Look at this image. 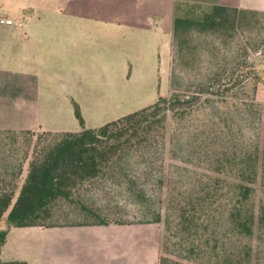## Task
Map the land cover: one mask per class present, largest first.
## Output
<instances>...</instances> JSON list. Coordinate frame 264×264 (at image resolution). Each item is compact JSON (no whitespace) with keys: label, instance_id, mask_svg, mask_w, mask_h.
Instances as JSON below:
<instances>
[{"label":"crops","instance_id":"obj_1","mask_svg":"<svg viewBox=\"0 0 264 264\" xmlns=\"http://www.w3.org/2000/svg\"><path fill=\"white\" fill-rule=\"evenodd\" d=\"M177 1L264 11V0H0L23 21L0 22V129L78 130L75 106L96 126L145 64L165 62L168 80ZM7 227L0 257L15 264H158L150 220Z\"/></svg>","mask_w":264,"mask_h":264},{"label":"rangeland","instance_id":"obj_2","mask_svg":"<svg viewBox=\"0 0 264 264\" xmlns=\"http://www.w3.org/2000/svg\"><path fill=\"white\" fill-rule=\"evenodd\" d=\"M207 9L208 6L203 4H182L178 13L196 20ZM256 18L257 23L250 28V32L257 35L254 41H257L256 50L261 52L258 54L251 46L247 47L245 53L237 48V42L242 43L245 38L251 42L247 39L249 31L239 27L234 30L227 28L221 33L193 22L185 33L176 37H172L171 33L168 80L165 62H155L154 73L149 70L152 66L145 64L139 76L124 82L118 111L103 113L105 120L100 122L143 106L161 94L169 102V107L164 110L162 127L156 124L143 145L131 147L128 152L112 157L96 176L77 185L67 198L59 199L50 216L42 222L150 220L159 227L158 259L165 257L184 264H210L211 260L205 259H201V263L196 253L189 250L184 233L165 237L164 218L169 217L171 221L174 218V208L168 207L165 198L169 192L184 196L198 189L201 183L211 181L213 176H221L211 168L213 157L254 144L260 147L264 107V101L260 100L264 98V69L259 72L261 82L258 85L262 87H259L255 98L261 107L259 114L234 106L237 98L248 96V91L244 90L249 86L251 72L243 74L245 68L242 66L237 70L239 73L234 87L225 90V99L210 95L207 97L208 106H204L201 101L206 97L200 95L190 106L186 102L191 98V92L198 88L207 69L217 64L223 63L227 67L220 76V83L236 62L249 63L255 58L256 68H263L264 15H257ZM172 74L175 77L174 88H171L169 80ZM171 92L177 96L175 99L169 97ZM56 135L42 130L1 129L0 176H5L6 164H10L7 169L13 166L16 169L21 164L22 177L34 147L55 139ZM254 186L255 200L262 198V188L257 182ZM218 208L215 203L211 211L218 214ZM3 222L2 219L0 226ZM211 222L216 227L222 224L223 219L220 217ZM189 234H193L191 229ZM213 234L216 243L223 242L218 239L219 235H224V238L228 236L223 231L220 234L217 228ZM248 239L251 245L250 264H264V234L257 239L253 233ZM232 242V239L225 238L224 248L232 247Z\"/></svg>","mask_w":264,"mask_h":264},{"label":"trees","instance_id":"obj_3","mask_svg":"<svg viewBox=\"0 0 264 264\" xmlns=\"http://www.w3.org/2000/svg\"><path fill=\"white\" fill-rule=\"evenodd\" d=\"M182 4L200 5L186 1L175 2L172 37L185 33L193 22L221 33L227 28L234 30L239 27L249 31L247 39L251 42L242 38V43L237 42V48L245 53L247 47L251 46L255 53H261L255 48L257 35L251 34L250 28L257 23L256 16L264 15V11L211 4L194 20L189 15L178 13ZM253 59L249 63L236 62L230 66L229 75L221 83L219 79L227 68L225 64L208 68L198 88L193 91L195 94L191 92V98L186 100L187 106L196 102L200 95L206 97L201 101L204 106H208L207 97L210 95L225 99V90L234 87L239 73L237 70L242 66L245 68L243 74L251 72L249 86L244 90L248 91V96L237 98L238 102L234 106L259 114L261 107L255 98L257 88L261 87L258 85L261 82L259 72L264 69V64L263 68H256L257 59ZM169 80L171 88H174L173 74ZM169 97L175 99L177 96L171 92ZM165 107H169L167 97L157 95L143 106L99 125L86 126L75 106V115L81 125L78 130H42L47 134H57V137L34 147L24 175L21 177V164L16 169L14 166L7 169L10 164H6L5 176H0V221L4 220L0 226V249L6 238L7 224H44L42 221L50 216L59 199L67 198L77 185L96 176L101 167L116 154L121 155L131 147L143 145L156 124L162 127ZM211 163L212 170L221 173V176H213L211 181L201 183L198 189L184 196H178L176 192L167 193L165 200L168 207L174 208V218L172 221L169 217L164 218L165 237L184 233L183 238L189 250L196 253L201 263V259H205L211 260L210 264H250L251 245L248 238L253 233L257 239L264 234V107L260 147L254 144L225 151L213 157ZM255 182L263 193V197L257 200L254 197ZM215 203L219 206L218 214L211 211ZM220 217L223 222L215 227L211 220ZM216 228L220 234L222 231L227 233L226 239L233 240L232 247L224 248V235L218 237L223 242L216 243L213 234ZM190 229L192 235L189 234ZM19 262L6 261L0 257V264ZM158 264L184 263L162 257L158 259Z\"/></svg>","mask_w":264,"mask_h":264},{"label":"built area","instance_id":"obj_4","mask_svg":"<svg viewBox=\"0 0 264 264\" xmlns=\"http://www.w3.org/2000/svg\"><path fill=\"white\" fill-rule=\"evenodd\" d=\"M0 22L3 23H15L17 25H22L23 21L21 19H16L11 16H8L0 11Z\"/></svg>","mask_w":264,"mask_h":264}]
</instances>
